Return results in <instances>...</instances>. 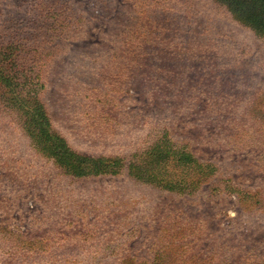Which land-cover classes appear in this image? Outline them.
<instances>
[{
    "label": "rangeland",
    "instance_id": "1",
    "mask_svg": "<svg viewBox=\"0 0 264 264\" xmlns=\"http://www.w3.org/2000/svg\"><path fill=\"white\" fill-rule=\"evenodd\" d=\"M235 15L0 0V45L23 43L50 132L114 161L66 170L0 103V264H264V38ZM185 147L201 164H177Z\"/></svg>",
    "mask_w": 264,
    "mask_h": 264
},
{
    "label": "trees",
    "instance_id": "2",
    "mask_svg": "<svg viewBox=\"0 0 264 264\" xmlns=\"http://www.w3.org/2000/svg\"><path fill=\"white\" fill-rule=\"evenodd\" d=\"M226 3L231 11L236 15V18L248 24L256 30V32L264 38V0H221ZM23 43L19 41H11L9 44L0 45V92L2 87H6L5 95L0 93V103L8 101L11 103V108H18L23 111L21 117L23 119L24 129L30 134L36 143V146L44 153L54 157L63 167L69 171H75L79 175L86 173L106 172L108 166L114 161L108 159L90 160L73 152L66 143L58 136L53 135L48 128V116L44 114L39 105L42 103L31 92L33 84H30L26 79L21 77L29 76L25 72V60L27 54L21 53ZM22 85L30 86L29 89H24ZM38 105V106H37ZM25 110V111H24ZM169 146L166 147L168 153L171 152ZM173 151H175L173 149ZM182 151V150H181ZM180 151V152H181ZM157 148L151 151L150 157L154 155ZM163 154L160 158L163 159ZM181 162L200 163L198 159L191 154L185 147L181 152ZM202 176L196 178L197 185L204 181L209 168L203 170Z\"/></svg>",
    "mask_w": 264,
    "mask_h": 264
}]
</instances>
